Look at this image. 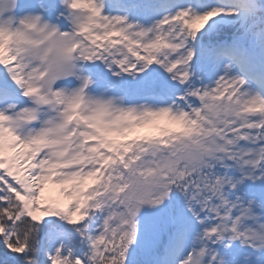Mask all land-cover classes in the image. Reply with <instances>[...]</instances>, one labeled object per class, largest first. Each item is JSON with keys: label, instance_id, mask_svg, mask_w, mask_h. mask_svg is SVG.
I'll return each mask as SVG.
<instances>
[{"label": "snow or ice", "instance_id": "6c2138e0", "mask_svg": "<svg viewBox=\"0 0 264 264\" xmlns=\"http://www.w3.org/2000/svg\"><path fill=\"white\" fill-rule=\"evenodd\" d=\"M0 264H264V0H0Z\"/></svg>", "mask_w": 264, "mask_h": 264}]
</instances>
